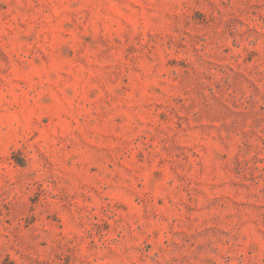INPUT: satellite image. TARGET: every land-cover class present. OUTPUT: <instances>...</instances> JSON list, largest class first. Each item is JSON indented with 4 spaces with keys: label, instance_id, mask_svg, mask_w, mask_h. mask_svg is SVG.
<instances>
[{
    "label": "rangeland",
    "instance_id": "rangeland-1",
    "mask_svg": "<svg viewBox=\"0 0 264 264\" xmlns=\"http://www.w3.org/2000/svg\"><path fill=\"white\" fill-rule=\"evenodd\" d=\"M0 264H264V0H0Z\"/></svg>",
    "mask_w": 264,
    "mask_h": 264
}]
</instances>
